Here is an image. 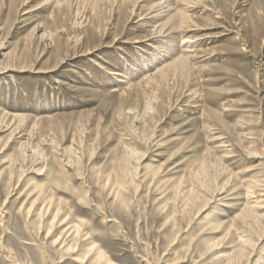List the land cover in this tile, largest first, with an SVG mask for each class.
Wrapping results in <instances>:
<instances>
[{"label": "rangeland", "instance_id": "obj_1", "mask_svg": "<svg viewBox=\"0 0 264 264\" xmlns=\"http://www.w3.org/2000/svg\"><path fill=\"white\" fill-rule=\"evenodd\" d=\"M21 2L0 0V264H218L241 207L259 198L264 214V0H191L199 46L147 84L164 57L131 15L146 16L145 3ZM15 112L25 118L3 120ZM23 142L37 160L8 168ZM215 179L228 183L220 196ZM34 188L85 234L69 251L67 225L49 228L31 207ZM263 252L264 239L250 264Z\"/></svg>", "mask_w": 264, "mask_h": 264}, {"label": "bare ground", "instance_id": "obj_2", "mask_svg": "<svg viewBox=\"0 0 264 264\" xmlns=\"http://www.w3.org/2000/svg\"><path fill=\"white\" fill-rule=\"evenodd\" d=\"M29 1L30 0H22L20 7L25 6ZM120 1L123 5L126 1L130 2L135 0H120ZM140 3H145L146 5H148L146 16L139 15L136 13L133 15V11H131L132 13L131 15L132 17L137 18V22L135 23L137 24V26L144 25L151 27L153 34L151 32L152 36L149 39L151 41H149L147 46L150 48H154L158 53V55L164 57L162 58L164 60L158 57L157 60L158 61L162 60L161 61L162 63L157 67H154L153 72L147 74L145 73L144 75H142L141 81L147 84L153 82V80H155L153 79L154 77L163 76L165 72H167L172 68L176 70L185 69L186 68L185 63H187V61L191 59L192 55L195 52V48L198 47L200 44V39L195 37L196 34L194 35V37H192V34H190L193 31H197V29H191V27L195 28V26H191L192 23L190 21V15L188 14L189 9H191V12H193L192 9L195 8V6L193 7L191 0H137L135 4L137 7H133L132 10L134 9L138 10V8L141 7L140 5L138 6V4ZM195 3L196 2L194 1V4ZM197 5L198 4H196V6ZM188 34H190L191 36H188ZM45 36L46 35L43 34L41 38H45ZM175 39L176 40L180 39L178 45H174ZM156 44L161 45L159 49H157L158 47H155ZM175 52H180V53L177 54ZM118 76L121 78H126L123 73L119 74ZM119 82L122 81L120 80ZM111 92H119V90L113 89ZM15 113L11 115H6V113H3L2 114V117H4L3 120H11L12 123L25 118L22 115H18L20 113L18 114ZM17 130H19L18 125L15 126L12 132L14 133ZM16 134L19 135L20 133L16 132ZM21 137L23 136L21 135L20 137L15 139H20ZM19 144L20 145L18 147V151L20 153L21 160L11 161L9 163L8 168H11L12 166L14 167L17 166L21 171L23 164L29 161V158H32L33 160L34 159L37 160V158L35 155L36 152L32 150L29 147V145H27L26 142ZM64 152L66 153L65 150ZM126 155H127V157L125 156L126 163H128L129 166L130 163H132L134 159L138 157V153L133 150H127ZM43 162L44 161L39 162L38 164H42ZM46 168L47 165L38 169L37 176L45 175L47 172ZM127 168L128 171L132 170L129 167ZM51 175L52 174L49 173L47 177L48 178L50 177L52 179ZM135 175L137 176V174ZM131 176L132 175L130 173L126 177V180L129 181L131 179L133 180L134 177ZM61 178L57 176V178L52 179V182H54L55 187L61 185L60 182ZM219 180L220 179L217 180L215 179L212 182V186L208 184L207 188H210L214 194L220 196L221 194L224 193V189L228 183L224 181L220 182ZM115 182H119L116 176H115ZM191 187L192 186L189 185L181 186L178 193L177 194L175 193L176 199L181 200L186 196L190 195L192 192ZM35 190L36 188H34L32 191L29 192V196H32L31 199H33V201L31 202V207L34 208L35 211L37 210L38 212L37 217L39 218L40 221L48 217L49 221H47V227L51 228L54 225L57 226L63 224L67 225L64 234L65 237L61 242H59V246L61 251L64 252L69 251L70 249H72L73 242L74 243L81 242L85 234H83L79 226H77L76 224H68L67 217L65 218L63 216L61 217L59 209L52 210L53 208L52 200H54L53 195L48 198H41L42 192L38 191L37 193H34ZM246 193H247L246 196L249 199L253 198V196L256 195V192L254 190H251V188H249V190L246 191ZM190 197H193V195H191ZM257 197L259 196L257 195ZM187 200H189V197H187ZM261 202L262 201L259 198H256L254 202L252 201L246 202L244 206L241 207L239 213L233 216L234 217L233 219L239 221L241 226L240 224L231 223L230 226L227 228L226 232L224 233L223 238L227 239V237L231 234L230 232L236 233L238 236L234 241L235 244L228 248L229 249L228 253L218 254L214 256L213 261L215 263L218 262L219 264V262H221V264H248V263L250 264V260L257 251L258 245L264 239V214L253 212L254 208H260L258 205ZM35 206H40V208L38 209ZM205 208L202 209V212L203 210H205ZM0 221L3 222L2 219ZM33 226L35 228L36 223L32 224V227ZM240 230H243V232ZM211 247L213 252L221 248L218 246L216 242L212 243ZM93 249L94 247H92L90 251H93ZM96 256L99 257V252L96 254ZM262 256L264 257V252L262 253ZM6 260L9 261L11 264H18L15 261V258H13L11 254L7 256ZM93 260L95 259L93 258Z\"/></svg>", "mask_w": 264, "mask_h": 264}]
</instances>
